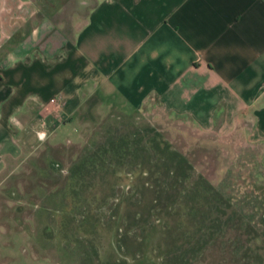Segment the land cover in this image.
Wrapping results in <instances>:
<instances>
[{
  "label": "rangeland",
  "instance_id": "1",
  "mask_svg": "<svg viewBox=\"0 0 264 264\" xmlns=\"http://www.w3.org/2000/svg\"><path fill=\"white\" fill-rule=\"evenodd\" d=\"M33 1L55 15L68 0ZM72 121L52 139L38 137L0 182V264H171L168 252L186 246L182 232L194 222L182 199L162 220L142 191L156 197L160 183L182 180L185 163L192 166L187 181L211 184L230 204L220 209L225 228L191 264H264V145L249 119L206 130L98 96Z\"/></svg>",
  "mask_w": 264,
  "mask_h": 264
},
{
  "label": "crops",
  "instance_id": "2",
  "mask_svg": "<svg viewBox=\"0 0 264 264\" xmlns=\"http://www.w3.org/2000/svg\"><path fill=\"white\" fill-rule=\"evenodd\" d=\"M98 96L264 145V0H0V182Z\"/></svg>",
  "mask_w": 264,
  "mask_h": 264
},
{
  "label": "trees",
  "instance_id": "3",
  "mask_svg": "<svg viewBox=\"0 0 264 264\" xmlns=\"http://www.w3.org/2000/svg\"><path fill=\"white\" fill-rule=\"evenodd\" d=\"M174 169L176 170V168ZM180 169L183 170H180V172L183 173L181 175L182 180L174 183L168 182V185H165V182L160 183L159 190L155 191L159 192L156 193V197L148 194L147 191L149 192V189L145 188L142 191V202L146 204V208L148 207L151 209L154 206L157 207L159 217L162 220H165L173 215L172 210L169 209V205L175 204L178 199H182L187 208V215L192 219V222L195 223H192L194 228L192 227V229H187L188 231L182 232L184 238L189 240L186 242V246L183 249L179 246H175L174 242L172 243L171 246H175L174 248L176 252L174 251L169 253V250H167L170 258H167L166 260L171 264H191L199 257V255H201L207 244L212 241L211 239H213L214 236H217L225 228L226 223H228V219H225V212L220 209L224 205L230 207V204H228V202L211 184L198 180L192 182L187 181L186 177L188 172L192 169V166L188 163H185V166H181ZM177 171L178 170H176V172ZM173 172V169L169 171V173ZM162 192H166L163 195L165 198L162 197ZM154 202H156V204H154ZM197 205H202L204 208L202 214L198 213V209L196 207ZM131 206L134 205L131 204ZM150 209L147 211H150ZM141 211H139L140 214L138 215H141L142 217L143 222L141 227L144 228L146 219L145 215L142 214ZM213 213L216 214L214 219L212 218ZM218 213L221 216H219ZM134 214L135 213L133 212V215ZM202 224L203 226H201ZM165 229L166 234H169L171 238L175 237V235L172 234L173 231L167 229V225L165 226ZM127 230V227H125L124 231L127 232ZM117 245L121 248L123 244L120 242Z\"/></svg>",
  "mask_w": 264,
  "mask_h": 264
},
{
  "label": "built area",
  "instance_id": "4",
  "mask_svg": "<svg viewBox=\"0 0 264 264\" xmlns=\"http://www.w3.org/2000/svg\"><path fill=\"white\" fill-rule=\"evenodd\" d=\"M52 100H53V99H52ZM43 136H44L43 134H38V137H39V138H43Z\"/></svg>",
  "mask_w": 264,
  "mask_h": 264
}]
</instances>
